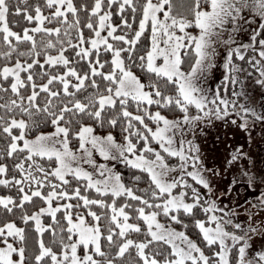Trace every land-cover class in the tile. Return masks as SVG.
<instances>
[{"label":"snow or ice","instance_id":"obj_1","mask_svg":"<svg viewBox=\"0 0 264 264\" xmlns=\"http://www.w3.org/2000/svg\"><path fill=\"white\" fill-rule=\"evenodd\" d=\"M219 41L231 98L203 86ZM0 57V264H264L252 241H264V191L245 201L247 223L221 202L245 179L264 187V169L245 164L220 188L187 136L230 113L241 129L264 123V100L237 103L241 73L264 88V0H0Z\"/></svg>","mask_w":264,"mask_h":264},{"label":"rangeland","instance_id":"obj_2","mask_svg":"<svg viewBox=\"0 0 264 264\" xmlns=\"http://www.w3.org/2000/svg\"><path fill=\"white\" fill-rule=\"evenodd\" d=\"M190 30L194 31V29ZM249 37L250 29L248 25L245 24L241 27L239 33L234 37V40L236 43H241L246 42ZM225 39H227V37H225ZM226 50L227 45H225L223 41H219L216 48V57L213 68L203 77V86L210 92H215L217 88H219L221 94L226 92L231 98L233 85L231 83H227V87L225 88L224 83H222L223 76L225 74L223 60ZM189 60L190 58L185 59V70H187L190 66ZM237 62L244 63L239 60H237ZM241 75L245 77V89L247 96L237 98V103L239 104L247 98L250 103H255V105L259 107L260 102L264 100V88L255 85L253 77L247 76L246 73H241ZM235 87L236 90L240 89L239 84ZM175 117L176 116H169V118ZM233 119L242 122L235 113H230L229 116L223 120L213 119L211 125L200 122L194 130L187 133L188 138H192L194 136L195 142L201 146V152L207 157L205 166H215L221 169L220 175L214 181V183H216L220 188H224L226 184L231 181L233 176L239 178L237 168H241L245 164H247L248 168L257 175V178H259L260 170L264 169V123L256 121L253 124L250 121L248 128L241 129L238 123L232 122ZM234 148H242V150L248 154L244 160L237 162L236 167H232L226 163L228 155ZM249 161L254 162L255 166L253 167V164L249 163ZM110 163L116 164L115 161H111ZM246 183L247 181L245 179L243 184H240L227 199L221 197L222 204L226 207L233 208L236 211L237 221L244 223H247V214L244 211L245 201L259 196L260 191H264V187L256 190L246 188L244 187V184ZM202 190L206 192V189ZM237 193L239 195H237ZM216 196H220L219 191L216 192ZM173 226L177 228L182 227V225L175 223ZM192 229L193 228L190 227L189 232L192 231ZM252 241L253 246L256 248H258L261 243H264L259 233L252 237Z\"/></svg>","mask_w":264,"mask_h":264},{"label":"trees","instance_id":"obj_3","mask_svg":"<svg viewBox=\"0 0 264 264\" xmlns=\"http://www.w3.org/2000/svg\"><path fill=\"white\" fill-rule=\"evenodd\" d=\"M11 2L13 4L17 3V0H11ZM21 2L24 4V6H29V5H32L35 3V0H26V3H24V0H21ZM82 16H83V13H82ZM114 22L115 23H119V16L118 15H115L114 14ZM54 26V25H53ZM19 30V29H17ZM85 35H89V32L87 29H85ZM144 44H145V41L144 39H142L139 44H138V47L142 48L144 47ZM69 55H71V53L69 52L68 53ZM137 55H139V53H137ZM3 58L0 57V60H2ZM138 71V69H137ZM138 74H141L142 76V79L145 80V82H147V77H145L142 73H139L138 71ZM43 101V94H41V102ZM155 107L156 106H152V110H155ZM130 110H135V105L133 104L131 109ZM162 111L164 112V114L170 116V117H174V116H178L180 115V111L179 109H162ZM194 111V110H193ZM51 125L50 124H46V125H42L41 128L39 130H42V131H47V130H51ZM115 134L117 136V138L119 139L120 138V127L119 125L115 128ZM35 133H33L34 135ZM0 147H3L2 144H0ZM170 159H174V158H170ZM178 162V161H177ZM9 164H11V161H9ZM115 166L117 167L118 170H120L122 172V175H123V178L125 179L126 183H133L135 184V186H137L138 188H144L147 183H148V180L146 178V174L144 173H140V175L143 177V179H141L140 181H136L134 182L132 180V176L136 174V170H129L127 168H125L123 165H120L116 162ZM69 179L71 180V177H69ZM74 187V183L72 185ZM8 190L6 188H4L3 186H0V193H4V192H7ZM14 191V190H13ZM90 194H93L94 195V191ZM72 203H76V200L75 198H73L72 200ZM95 207V206H94ZM98 211H100V209H97ZM81 211H83V209H81ZM163 219V217H162ZM50 221V218L49 217H46V220L45 222H49ZM193 238H196V235H197V230H195L194 228L192 229V231L189 232ZM51 231L49 230H46V234H45V239H51ZM134 258V253H133V257Z\"/></svg>","mask_w":264,"mask_h":264}]
</instances>
